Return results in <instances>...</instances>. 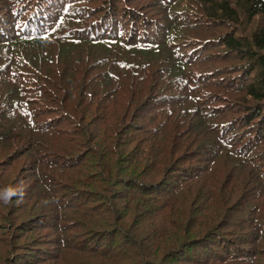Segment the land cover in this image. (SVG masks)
<instances>
[{
    "label": "trees",
    "instance_id": "16d2710c",
    "mask_svg": "<svg viewBox=\"0 0 264 264\" xmlns=\"http://www.w3.org/2000/svg\"><path fill=\"white\" fill-rule=\"evenodd\" d=\"M0 264H264V0H0Z\"/></svg>",
    "mask_w": 264,
    "mask_h": 264
},
{
    "label": "clouds",
    "instance_id": "9594fccd",
    "mask_svg": "<svg viewBox=\"0 0 264 264\" xmlns=\"http://www.w3.org/2000/svg\"><path fill=\"white\" fill-rule=\"evenodd\" d=\"M4 191H5V193H6V195H5V197H4V202H5V203H8L9 200H10V198H11L12 196H14V195L17 194V191H18V190L15 189V188L9 187V188L5 189Z\"/></svg>",
    "mask_w": 264,
    "mask_h": 264
}]
</instances>
